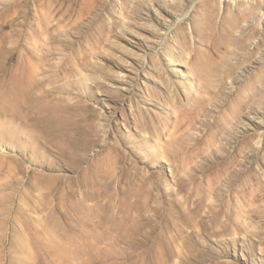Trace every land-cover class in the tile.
<instances>
[{
    "label": "rangeland",
    "instance_id": "obj_1",
    "mask_svg": "<svg viewBox=\"0 0 264 264\" xmlns=\"http://www.w3.org/2000/svg\"><path fill=\"white\" fill-rule=\"evenodd\" d=\"M0 264H264V0H0Z\"/></svg>",
    "mask_w": 264,
    "mask_h": 264
}]
</instances>
